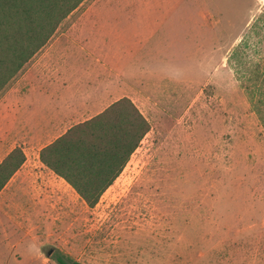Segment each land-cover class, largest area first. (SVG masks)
<instances>
[{
    "label": "rangeland",
    "instance_id": "374dc122",
    "mask_svg": "<svg viewBox=\"0 0 264 264\" xmlns=\"http://www.w3.org/2000/svg\"><path fill=\"white\" fill-rule=\"evenodd\" d=\"M119 1L160 5L136 99L151 128L94 207L26 149L0 264H264V0H84L66 19Z\"/></svg>",
    "mask_w": 264,
    "mask_h": 264
},
{
    "label": "crops",
    "instance_id": "0c3cea01",
    "mask_svg": "<svg viewBox=\"0 0 264 264\" xmlns=\"http://www.w3.org/2000/svg\"><path fill=\"white\" fill-rule=\"evenodd\" d=\"M156 8L147 3H93L76 19H66L0 95V154L10 145L0 162L17 146L27 160L26 149L40 160L42 148L120 98L138 106L139 94L147 92L140 60L155 34L148 19Z\"/></svg>",
    "mask_w": 264,
    "mask_h": 264
},
{
    "label": "trees",
    "instance_id": "16d2710c",
    "mask_svg": "<svg viewBox=\"0 0 264 264\" xmlns=\"http://www.w3.org/2000/svg\"><path fill=\"white\" fill-rule=\"evenodd\" d=\"M83 1L0 0V95ZM150 128V121L136 103L123 97L42 148L40 160L94 207ZM26 160L21 146L3 158L0 191ZM55 258L59 264H83L61 252Z\"/></svg>",
    "mask_w": 264,
    "mask_h": 264
},
{
    "label": "water",
    "instance_id": "95a60500",
    "mask_svg": "<svg viewBox=\"0 0 264 264\" xmlns=\"http://www.w3.org/2000/svg\"><path fill=\"white\" fill-rule=\"evenodd\" d=\"M52 253V251L49 252V255Z\"/></svg>",
    "mask_w": 264,
    "mask_h": 264
}]
</instances>
